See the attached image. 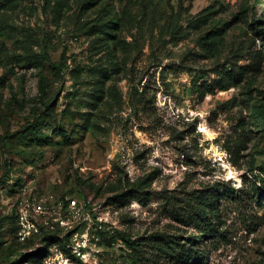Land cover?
Returning a JSON list of instances; mask_svg holds the SVG:
<instances>
[{"label": "rangeland", "instance_id": "rangeland-1", "mask_svg": "<svg viewBox=\"0 0 264 264\" xmlns=\"http://www.w3.org/2000/svg\"><path fill=\"white\" fill-rule=\"evenodd\" d=\"M188 263L264 264V0H0V264Z\"/></svg>", "mask_w": 264, "mask_h": 264}, {"label": "built area", "instance_id": "built-area-1", "mask_svg": "<svg viewBox=\"0 0 264 264\" xmlns=\"http://www.w3.org/2000/svg\"><path fill=\"white\" fill-rule=\"evenodd\" d=\"M53 199V197H52ZM51 207H47L42 203H38V202H32L31 204L29 203V201H26L25 204L23 205L22 210L20 211V220L22 221V225L23 222H27L28 224H31V220L29 218V216L26 213V208H30L32 211V215L33 216H37V217H43V216H51L52 219H55V223L59 226V227H65L67 225L68 222H71V218L69 219H65L62 215V209L64 207V202L60 201V202H56L51 200ZM28 204V205H27ZM71 207V209H73L74 211H76V213H74V218L72 221H76L77 218L79 217V214L81 213V208L78 206L77 201H72L69 205ZM54 209L58 210V212L52 213L54 211ZM25 237H28V235H26Z\"/></svg>", "mask_w": 264, "mask_h": 264}, {"label": "trees", "instance_id": "trees-1", "mask_svg": "<svg viewBox=\"0 0 264 264\" xmlns=\"http://www.w3.org/2000/svg\"><path fill=\"white\" fill-rule=\"evenodd\" d=\"M137 193H138V192H136V194H137ZM130 195H131V194H130ZM140 198H141V196H138V198H137V199H138L139 201H141V199H140ZM190 263H192V262H190ZM190 263H188V264H190Z\"/></svg>", "mask_w": 264, "mask_h": 264}]
</instances>
